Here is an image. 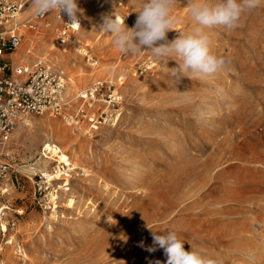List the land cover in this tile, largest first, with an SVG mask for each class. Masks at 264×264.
Segmentation results:
<instances>
[{"label": "rangeland", "instance_id": "rangeland-1", "mask_svg": "<svg viewBox=\"0 0 264 264\" xmlns=\"http://www.w3.org/2000/svg\"><path fill=\"white\" fill-rule=\"evenodd\" d=\"M142 2L122 0L119 11L113 0L116 10L106 16H120L128 27ZM84 14L75 39L60 45L52 15L38 21L33 10L22 12L20 20L37 23L38 30L22 28L14 55L41 60L64 77L68 112L92 82L118 83L121 77V116L115 126L89 133L48 115H29L27 126L16 123L7 146L23 177L9 196L17 215H11L12 243L0 251V264H20L16 244L23 264H166L163 249L146 248L153 245L152 231L168 230L185 242V250L216 264H264V0L235 30L205 29L211 52L226 65L200 78L173 75L180 62L174 55L120 53L112 36L100 34V26L92 31L93 21ZM173 15V30L188 34L195 26L188 0H176ZM48 41L56 47L49 49ZM74 43L87 55L75 53ZM70 78L78 86L73 101L65 94ZM63 156L72 167L68 188L56 211L42 210L30 178L51 171ZM40 158L47 159L44 168ZM69 194L72 208L65 206Z\"/></svg>", "mask_w": 264, "mask_h": 264}, {"label": "built area", "instance_id": "built-area-1", "mask_svg": "<svg viewBox=\"0 0 264 264\" xmlns=\"http://www.w3.org/2000/svg\"><path fill=\"white\" fill-rule=\"evenodd\" d=\"M114 1L117 5L122 3V0ZM77 2L80 8L82 0ZM29 6L30 0H0V251L3 246L11 245L8 230L15 226L11 215H17V210L13 208L9 196L23 177L13 165L7 146L16 123L25 115H48L60 118L70 127L83 125L89 133L96 126H115L123 110V95L119 87L123 82L121 77L117 79L118 83L111 80L92 82L77 96L79 104H76V108L68 112L69 101L62 96L64 77L41 60L22 61L14 55L22 39V28L38 30L37 23L31 24L29 20L19 18ZM48 15H52L58 23L55 29L58 44L75 39L77 27L82 22L81 13L78 14L79 24L75 25L69 24L71 21L63 12L59 15L54 11L34 17L43 21ZM135 22L134 18L130 20L128 27H133ZM179 34L177 29L169 31V42ZM92 64H96V61ZM45 152L47 150L42 145L40 156H45ZM56 167L64 172L59 177L49 179L48 175L52 174L47 173ZM69 170H72L71 165L58 161L51 171L38 172L30 178L33 197L42 210L56 211L62 188H68ZM14 247V254L23 264L25 257L21 247L18 244Z\"/></svg>", "mask_w": 264, "mask_h": 264}, {"label": "clouds", "instance_id": "clouds-1", "mask_svg": "<svg viewBox=\"0 0 264 264\" xmlns=\"http://www.w3.org/2000/svg\"><path fill=\"white\" fill-rule=\"evenodd\" d=\"M262 0H188V9L195 26L188 34L180 33L171 42L167 33L173 30L176 19L173 8L176 0H143L133 27L129 28L114 14L104 17L101 31L112 36L113 46L124 55H137L147 49L154 59L179 58L173 75L188 73L190 77H205L216 74L225 68L226 61L211 52L210 41L205 29L222 27L235 30L241 26L246 12L256 9ZM30 7L36 17L51 12L64 13L71 25L79 24L78 14L82 10L77 0H30ZM61 18V16H60ZM162 42V43H161ZM153 245L148 252L163 249L166 264H216L201 253L185 250V242L175 231L168 230L157 234L152 231ZM143 247V243L141 242ZM153 264V262H150ZM154 264H161L159 260Z\"/></svg>", "mask_w": 264, "mask_h": 264}, {"label": "bare ground", "instance_id": "bare-ground-1", "mask_svg": "<svg viewBox=\"0 0 264 264\" xmlns=\"http://www.w3.org/2000/svg\"><path fill=\"white\" fill-rule=\"evenodd\" d=\"M86 1L87 0H84V2L81 4V8H82L83 14L85 13L84 16L85 15H88V16H85V17H89L90 20H91V22L93 21V23H91V25H92V31H95L98 28V26H100L99 33L100 34H105L106 32L101 31V26L103 25L104 17L106 16V14H108V13H110L112 11L115 12L114 11L115 6L112 3L113 0H111V1H108V0H102V1L88 0L89 1V4H87ZM121 5H122V3L120 5H117L116 4L117 7H120V8H116V9L119 10V11H121V9H122L121 8ZM27 11H32V9L31 8L30 9L28 8L27 10H24L23 12L25 13ZM111 15H107V16H111ZM118 17L120 18V16H118ZM49 25H51V24H49ZM46 32L49 33L50 32V28L47 29ZM47 47H49V49H54L56 47L55 42L53 43L52 41H50V42L48 41L47 42ZM73 48H74V52L75 53L80 54V55H87V50L82 45L74 43L73 44ZM61 51H63V50L61 49ZM61 51L58 50L59 53L63 54ZM15 55H18V54L15 53ZM28 57H30V56H24V57H21L20 59L25 61V60L28 59ZM70 81H71L70 82L71 85L68 86V88L65 91V94L67 95V97H71L72 96L70 99L73 101L76 98L75 95H73V91L75 90V88H78V86H77L76 82L74 80H72V78H70ZM31 121H32V118H30L29 115H25V116L22 117V119H20L19 125H21V126H27V125H30ZM46 122L49 123V124H52V125L59 124V121L58 120H54V119H51V118H46ZM60 126L62 127V124L61 125L59 124V128H61ZM64 130H66V128H64ZM39 160H40L39 163H41V165H40L41 168H44L46 166L47 159L46 158H40ZM60 160L61 161H59V162H61L63 164H66V165H69V163H67L66 161H64L65 160V156H63L62 158H60ZM30 168L33 169L32 166ZM63 172H62V169H59V167L58 168L56 167L55 170H54V172L51 173L52 175L51 176L48 175V178L49 179H53V178L59 177V176H61V173H63ZM62 191H63L62 194L66 193V188L62 189ZM65 196H67V195L65 194ZM74 205H75V198L72 195L69 194V196L66 198L65 206L67 208H72V207H74ZM11 243H12V240H11ZM7 258L8 259L11 258V255H8Z\"/></svg>", "mask_w": 264, "mask_h": 264}]
</instances>
